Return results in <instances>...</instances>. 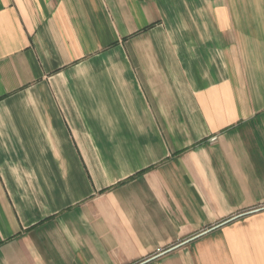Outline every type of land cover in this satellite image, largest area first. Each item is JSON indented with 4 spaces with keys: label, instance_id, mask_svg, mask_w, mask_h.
I'll use <instances>...</instances> for the list:
<instances>
[{
    "label": "crops",
    "instance_id": "1",
    "mask_svg": "<svg viewBox=\"0 0 264 264\" xmlns=\"http://www.w3.org/2000/svg\"><path fill=\"white\" fill-rule=\"evenodd\" d=\"M0 264H264V0H0Z\"/></svg>",
    "mask_w": 264,
    "mask_h": 264
}]
</instances>
